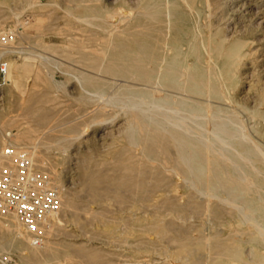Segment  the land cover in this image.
Instances as JSON below:
<instances>
[{
    "label": "rangeland",
    "instance_id": "rangeland-1",
    "mask_svg": "<svg viewBox=\"0 0 264 264\" xmlns=\"http://www.w3.org/2000/svg\"><path fill=\"white\" fill-rule=\"evenodd\" d=\"M152 1L0 0V39L9 40L4 46L9 53L0 46V61L10 64L0 100V151L7 144L30 148L38 166L61 185L62 195L59 218L39 248L31 246L30 238L13 240L7 231L12 218L0 216V253L13 254L19 264H226L238 247L254 246V235L264 246V105L247 95L255 94L247 90L248 83L258 77L257 54L250 50L264 46V27L248 14L247 0H211V12L198 4L202 13L183 0H175L180 10L160 0L157 8L164 15L145 19L141 12ZM234 40L247 44L235 45L242 55L226 66L230 55L224 50ZM218 45L223 54L212 51ZM18 50L25 51L21 59L12 53ZM134 100L179 106L185 115L189 109L202 117L195 121L200 125L188 122L205 140L213 138L216 123H225L236 136L223 153H218L220 144L214 152L186 145L193 149V165L198 163L187 169L175 135L147 126L137 115L141 111L132 107Z\"/></svg>",
    "mask_w": 264,
    "mask_h": 264
},
{
    "label": "bare ground",
    "instance_id": "bare-ground-1",
    "mask_svg": "<svg viewBox=\"0 0 264 264\" xmlns=\"http://www.w3.org/2000/svg\"><path fill=\"white\" fill-rule=\"evenodd\" d=\"M116 1V0H115ZM142 1V0H141ZM144 1V0H143ZM211 0H183V2L187 5H194V9H196V10H198V12H201V10L200 9H198V8H196L197 6H198V4H200V5H202V6H209L210 7V4H211V2H210ZM242 1H244V0H233V2H237V3H241ZM246 1V0H245ZM31 2V1H30ZM160 2V0H153L151 3H150V5H148V6H146V7H143V12H141L142 13V16L143 17H145V19L146 18H149V19H156V18H160V16H161V14H163L164 15V13H161L160 12V10H161V6L159 5L158 6V8H157V5H158V3ZM167 2V1H166ZM165 2V3H166ZM216 2V1H215ZM214 2V3H215ZM223 2V1H222ZM232 2V1H231ZM230 2V3H231ZM136 3V2H135ZM244 3V5L246 4L245 2H243ZM247 3L250 5V11L248 12V14L249 15H253L257 20H258V22H257V24H258V27H264V0H247ZM217 4V3H216ZM215 4V5H216ZM135 5V4H134ZM170 5H171V7H173V8H175V10H177V9H179L180 10V6L179 5H177L176 4V2H175V0L172 2V3H170V1L168 0V7H170ZM220 5V4H219ZM230 5H232V4H230ZM237 5V4H236ZM85 6V5H84ZM139 6V5H138ZM137 6V7H138ZM189 7V6H188ZM187 7V8H188ZM214 6H212V8H213ZM219 7V6H218ZM88 8V7H87ZM136 8V7H135ZM217 8V7H216ZM216 8H215V10H216ZM116 9V8H115ZM120 9V8H119ZM124 9V8H123ZM141 9V8H140ZM153 9V10H152ZM155 9V10H154ZM219 9V8H218ZM131 10H133V9H131ZM137 10V9H136ZM190 10H191V8H190ZM200 10V11H199ZM209 10H210V12H211V7L209 8ZM213 10V9H212ZM214 10V11H215ZM116 11V10H115ZM124 11V10H123ZM134 11V10H133ZM247 11V10H246ZM255 11V12H254ZM117 12V11H116ZM121 12V11H120ZM120 12H118V13H120ZM125 12H127L128 13V10L126 11L125 10ZM140 12V11H139ZM188 12V11H187ZM191 12V11H190ZM254 12V13H253ZM124 13V12H123ZM122 13V14H123ZM131 13H134V12H131ZM130 13V14H131ZM192 13V12H191ZM202 13V12H201ZM94 14V13H93ZM176 14V13H175ZM210 14V13H209ZM244 14V13H243ZM84 15V14H83ZM112 15V14H111ZM111 15H109V16H111ZM116 15V14H115ZM177 15V14H176ZM180 15V14H179ZM85 16V15H84ZM113 17H114V15H112ZM111 16V18H113ZM126 16V15H125ZM136 16V15H135ZM211 16V15H210ZM244 16V15H243ZM89 17V16H88ZM95 17V16H94ZM116 17V16H115ZM114 17V20L116 19ZM118 17V16H117ZM30 18V17H29ZM131 18H132V15H131ZM130 18V19H131ZM133 18H134V14H133ZM178 18V17H177ZM248 18V17H247ZM28 19V18H27ZM84 19V18H83ZM95 19V18H94ZM94 19H92V20H94ZM96 19H97V17H96ZM103 19V18H102ZM144 19V20H145ZM80 20V19H79ZM88 20H90V18H88ZM113 20V19H112ZM125 20V19H124ZM210 20V19H209ZM255 20V19H254ZM27 21V20H26ZM32 21V20H31ZM30 21V22H31ZM96 21V20H95ZM126 21H128L127 19H126ZM121 22V21H120ZM120 22H118V23H120ZM125 21H123V23H124ZM168 22V21H167ZM204 22V21H203ZM107 23V22H106ZM116 23V22H115ZM166 23V22H165ZM208 23V22H207ZM216 23V22H215ZM111 24V23H110ZM171 24V23H170ZM106 25H109V22L106 24ZM128 25V24H127ZM202 25V24H201ZM205 25V24H204ZM210 25V24H209ZM110 26V25H109ZM117 26V25H116ZM115 26V27H116ZM119 26V25H118ZM117 26V27H118ZM142 26H144V25H142ZM193 26V25H192ZM206 26V25H205ZM211 26V25H210ZM209 26V27H210ZM190 27V26H189ZM211 28H212V26H211ZM11 29V28H10ZM117 29V28H116ZM167 29V28H166ZM108 30V29H107ZM113 30V29H112ZM192 30V29H191ZM110 31V30H109ZM127 31V30H126ZM210 31H212V29L211 30H209V32L208 33H210ZM113 32V31H112ZM199 32V31H198ZM239 32V31H238ZM246 32V31H245ZM3 33V32H2ZM168 33V32H167ZM211 33H213V32H211ZM111 34V33H110ZM121 34V33H120ZM203 34V33H202ZM198 35V34H197ZM110 36V35H109ZM188 36V35H187ZM118 37H119V34H118ZM230 37V36H229ZM192 38V37H191ZM195 38V37H194ZM210 38V37H209ZM239 38V37H238ZM258 38V37H257ZM197 39V38H196ZM218 39V38H217ZM231 39V38H230ZM240 39V38H239ZM245 39V38H244ZM243 39V40H244ZM220 40V39H219ZM242 40V39H241ZM241 40H234L233 41V43H231L229 46H227V48H225V50H224V48L222 47V46H220V45H218V46H216V47H213L214 48V50H212V51H214V52H216V53H221L222 52V54H223V52L225 51V54L227 55H230V57H229V59L228 60H225L226 62L224 63V65H226V66H231V65H233L235 62H236V60H238V59H240V57H241V51H240V48L238 47H235V45L238 43V42H243L244 43V41H241ZM249 40V39H248ZM261 40V39H260ZM259 40V41H260ZM199 41V40H198ZM209 41H210V39H209ZM257 41V40H256ZM255 41V42H256ZM137 42V41H136ZM223 42V41H222ZM258 42V41H257ZM261 42H264V38L261 40ZM15 43V42H14ZM117 44V43H116ZM201 44H202V40H201ZM222 44V43H221ZM244 44H247L246 43V41H245V43ZM213 45V44H212ZM113 46V45H112ZM197 46V45H196ZM249 46V45H248ZM253 46H255V45H253ZM12 47V46H11ZM20 47V46H19ZM252 47V46H251ZM21 48H22V46H21ZM24 48V47H23ZM202 48V47H201ZM209 48V47H208ZM192 50V49H191ZM224 50V51H223ZM248 50H249V48H248ZM0 51H3V50H0ZM240 51V52H239ZM250 51H252L253 52V54H257V58H256V64H257V74H258V77H254V78H257L256 79V81H254L253 82V80L251 81V82H249L248 83V91H250V90H253L254 92H255V94H252V93H250V94H248L247 93V95H248V98H249V100H252L253 102L254 101H258L259 103H258V105H260V103L261 102H263V105H264V46L263 45H257V46H255V47H253V49L252 50H250ZM249 51V52H250ZM5 53L6 52H8L9 53V50H5L4 51ZM13 54H15V57L16 58H23L22 57V55H24L25 54V51H23V50H18V51H13L12 52ZM26 53H27V51H26ZM108 53V52H107ZM136 53V52H135ZM28 54V53H27ZM138 54H139V52H138ZM99 55L101 56L102 54H100L99 53ZM196 55V54H195ZM198 55V54H197ZM207 55H208V53H207ZM249 55V54H248ZM251 55V54H250ZM11 56V55H10ZM41 56V55H40ZM99 56V57H100ZM132 56V55H131ZM200 56V55H199ZM256 56V55H255ZM43 57V56H42ZM134 57V56H133ZM150 57V56H149ZM198 57V56H197ZM209 57V56H208ZM249 56H247V58H248ZM252 57V56H251ZM20 58V59H21ZM102 58H103V56H102ZM106 58V57H105ZM135 58V57H134ZM139 58V57H138ZM137 58V59H138ZM219 58H220V55H219ZM198 59V58H197ZM252 59H254V57H252ZM2 60V59H1ZM102 60H104L105 61V59H102ZM141 59H139V61H140ZM148 60V59H147ZM150 60V59H149ZM148 60V61H149ZM159 60V59H158ZM200 60V59H199ZM210 60V59H209ZM208 60V61H209ZM129 61V60H128ZM139 61L137 62L136 60H134L133 62H137V63H139ZM157 61V60H156ZM27 62V61H26ZM103 62V61H102ZM141 62V61H140ZM146 62V61H145ZM122 63V62H121ZM142 63V62H141ZM22 64V63H21ZM28 64V66H29V63H27ZM132 64V63H131ZM215 64V63H214ZM117 65V64H116ZM120 66H121V64H119ZM126 65V64H125ZM134 65V64H133ZM132 65V67H134ZM140 65V64H139ZM147 65V64H146ZM150 65V64H149ZM155 65V64H154ZM213 65V64H212ZM122 66H124V65H122ZM127 66V65H126ZM130 66V65H129ZM140 66H143V65H140ZM139 66V67H140ZM151 66V65H150ZM208 66H210V65H208ZM207 66V67H208ZM236 66H237V64H236ZM9 67H10V64H9V62H8V69H9ZM114 67V66H113ZM118 67V66H117ZM128 67V66H127ZM127 67H125V70H127L126 68ZM136 67H137V64H136ZM200 67H203V66H200ZM206 67V68H207ZM147 68V67H146ZM171 68V67H170ZM205 68V67H204ZM203 68V69H204ZM205 68V69H206ZM212 68H215L214 66L212 67ZM19 69V68H18ZM26 69V68H25ZM159 69H161L160 67H159ZM158 69V70H159ZM124 70V69H123ZM157 70V69H156ZM115 71H117V70H115ZM121 71V70H120ZM151 71V70H150ZM179 70L178 69H176V72H178ZM208 71V70H207ZM214 71H215V69H214ZM236 71H238V69H236ZM157 72V71H156ZM172 72H175V70L173 71V69H172ZM175 72V73H176ZM181 72V71H180ZM150 72H148V74H149ZM152 73H153V71H152ZM166 73H168V72H166ZM175 73H174V75H175ZM183 73V72H182ZM131 74V73H130ZM134 75L133 76H135V73H133ZM177 75H179L178 73H176ZM197 74V73H196ZM129 75V74H128ZM132 75V74H131ZM182 75H184V73L182 74ZM187 75L189 76H191V72H190V74H189V72H188V74H186V77H187ZM192 75H193V73H192ZM234 75H235V73H234ZM236 75H237V73H236ZM173 76V75H172ZM231 76V75H230ZM229 76V77H230ZM245 76H247V75H245ZM251 76V75H250ZM137 77V76H136ZM139 77H141L140 76V73H139ZM138 77V78H139ZM143 77V76H142ZM141 77V78H142ZM195 76H192V78H194ZM200 77V76H199ZM217 77H219V75L217 76ZM221 77V76H220ZM21 78V77H20ZM144 78V77H143ZM177 78V77H176ZM188 78V80L193 84V82L195 81L196 82V80H193V82L190 80V78L189 77H187ZM201 78V77H200ZM179 79V78H178ZM186 79V78H185ZM184 79V81H186ZM204 78H203V76H202V78H201V80H203ZM219 79V78H218ZM144 80V79H143ZM147 80H149L148 78H147ZM153 80V79H152ZM205 80V79H204ZM209 80V79H208ZM245 80V79H244ZM199 81V80H198ZM206 81V80H205ZM204 81V82H205ZM249 81V80H248ZM247 81V82H248ZM11 82V81H10ZM14 82L15 83H17L15 80H14ZM135 82V81H134ZM151 82V81H150ZM173 82L174 83H176V81H174L173 80ZM177 82H179V81H177ZM182 82V81H181ZM224 82V81H223ZM14 83V84H15ZM163 83H165V82H162V84ZM168 83V82H167ZM190 83V84H191ZM202 83V82H201ZM150 84V83H149ZM156 84V83H155ZM155 84H153V86H155V88H156V85ZM169 84H171V82L169 83ZM169 84H168V86H169ZM173 84V83H172ZM188 84V82L186 83V85ZM191 84V85H192ZM195 84V85H194ZM193 85L194 86H197V84L196 83H194ZM206 84V83H205ZM223 84V83H222ZM17 85V84H16ZM148 85V84H147ZM150 85H152V84H150ZM159 85V84H158ZM167 84H165V86H166ZM182 85V84H181ZM192 85V86H193ZM202 85V84H201ZM149 86V85H148ZM152 86V87H153ZM164 86V85H163ZM174 86H176L177 87V85H174ZM178 86H180V85H178ZM204 86V85H203ZM206 86V85H205ZM212 86H214V85H212V84H210V88H212ZM133 87V86H132ZM158 87V86H157ZM183 87H184V84H183ZM186 87V86H185ZM207 87H209V86H207ZM206 87V88H207ZM149 88H151V86L149 87ZM160 88V87H159ZM171 88H173V85L171 86ZM181 88V87H180ZM189 88V87H188ZM196 88V87H195ZM194 88V89H195ZM198 88V87H197ZM196 88V89H197ZM206 88H204V89H206ZM216 88V87H215ZM214 87L212 88V89H215ZM142 89V88H141ZM174 89H176V88H174ZM178 89H179V87H178ZM199 89H201L200 87H199ZM204 89H203V87H202V91H204ZM207 89H209V88H207ZM217 89V88H216ZM215 89V90H216ZM139 90V89H138ZM151 90H152V88H151ZM180 90V89H179ZM184 90V89H183ZM215 90H213L212 91V94H213V92L214 93H216L215 92ZM224 90V89H223ZM142 91V90H141ZM145 91V90H144ZM188 91H190V90H188ZM207 91V90H206ZM149 92V91H148ZM153 92V90L151 91V93ZM199 92V91H198ZM219 92V91H218ZM253 92V93H254ZM200 93H202V92H200ZM205 93V92H204ZM208 93H209V90H208ZM223 93V92H222ZM160 94V93H159ZM158 94V95H159ZM175 94V93H174ZM180 94V93H179ZM207 94V93H206ZM217 94V93H216ZM220 94V93H219ZM140 95V94H139ZM149 95V94H148ZM152 95H153V93H152ZM155 95V94H154ZM156 95H157V93H156ZM157 95V96H158ZM162 95V94H161ZM165 95V94H164ZM177 95H178V93H177ZM185 95H187V94H185ZM203 95V94H202ZM221 95V94H220ZM224 95V94H223ZM135 96V95H134ZM150 96H151V94H150ZM178 96H180V95H178ZM210 96V95H209ZM228 96V95H227ZM176 97V96H175ZM195 97V96H194ZM247 97V96H246ZM159 98H160V96H159ZM162 98V97H161ZM182 98V97H181ZM184 98V97H183ZM247 98V99H248ZM136 99V98H135ZM138 99V98H137ZM141 99V98H140ZM143 99V98H142ZM145 99H147V98H145ZM156 99H158V98H155V100ZM169 99V98H168ZM175 99V98H174ZM179 98H177V100H178ZM185 99H187V98H185ZM188 99H190V98H188ZM195 99V98H194ZM228 99V98H227ZM150 100V99H149ZM153 100V99H152ZM166 100V99H165ZM172 100V99H171ZM225 100H226V97H225ZM147 101V100H146ZM161 101H164V100H161ZM194 101V100H193ZM198 101H200V100H197V101H195V102H198ZM205 101V100H204ZM153 102V101H152ZM177 102V101H176ZM182 102V101H181ZM180 102V103H181ZM222 102V101H221ZM178 103V102H177ZM182 103H184V102H182ZM257 103V102H256ZM171 104V103H170ZM179 104V103H178ZM197 104V103H196ZM198 104H199V102H198ZM203 105V102L201 101L200 102V105ZM215 104V103H214ZM199 105V106H200ZM219 105V104H218ZM257 104H255V106H256ZM262 105V104H261ZM260 105V106H261ZM177 106V105H176ZM185 106V105H184ZM188 106H189V104H188ZM132 107H134L135 109H137V110H140L141 111V113H139V114H137L138 116H140L143 120H144V122L145 121H147V122H145L146 124L147 123H149V124H151V125H154L156 128H158V129H160V130H165V131H161V132H166L167 130H169V131H171L175 136H174V138L177 140V143H179V146H180V151H181V154H180V152H177L178 154H179V156L182 158V160L185 162H183L184 164H186V167H187V169H188V166L191 168V169H193L192 168V166H195V164H198V163H195L194 165H193V163L194 162H196V161H194V158H193V156H192V154H190L189 152H191V153H193L192 151H193V149H191L190 148V150H188V148H187V146L189 147V146H191V144H193V145H195V146H197V147H201V148H205L206 150H208V152H214L216 149H217V147H216V145L218 144H220L221 145V148H218L217 150L219 151H217L218 153H223L224 151H228L227 150V147H229L230 145H231V141H232V139H233V137H235L236 135H235V133H233L232 131L230 132V130H229V128L227 127V125L225 124V123H216L215 124V126H214V128H213V138L210 140V141H208L207 139L205 140V138H204V136H203V133H198V132H195L196 130L195 129H193V127H191L190 125H191V123H190V125H189V122L188 121H190V122H192V121H194V124L196 123L195 121H196V118H202V117H195V115L193 116V115H191V113L189 112V109L187 110L188 111V115H185L186 113V110H181L180 108H179V106H178V108H174V107H172V105H168L167 103H155V104H149V103H146L145 101H143V100H134L133 101V103H132ZM187 108V107H186ZM260 109V108H259ZM195 110H196V108H195ZM183 111H185V112H183ZM193 111V110H192ZM209 111V110H208ZM210 112V111H209ZM208 112V113H209ZM213 112V111H212ZM185 113V114H184ZM216 113V112H215ZM260 114H261V112H260ZM212 115V114H211ZM262 116V115H261ZM137 116H135V118H136ZM194 117V118H193ZM208 117H209V115H208ZM260 117V116H259ZM138 118V117H137ZM141 118H138V119H140L141 121H142V119ZM205 118V116L203 117V119ZM194 119V120H193ZM206 119V118H205ZM227 119H229V118H227ZM262 119V118H261ZM201 120V119H200ZM233 120V119H232ZM209 121V120H208ZM207 121V123H209ZM227 121V120H226ZM229 121V120H228ZM143 122V121H142ZM216 122V121H215ZM224 122V121H223ZM140 123V122H139ZM198 124H199V122H197ZM196 123V124H197ZM201 125H203V123H206V122H202V120H201ZM135 124V123H134ZM146 124H144L145 126H146ZM210 124V123H209ZM141 125V124H140ZM144 125H142V126H144ZM200 125V124H199ZM205 125V124H204ZM200 126V127H205V126ZM144 126V127H145ZM147 126H148V124H147ZM150 126V125H149ZM118 127V126H117ZM133 127V126H132ZM131 127V128H132ZM137 127V126H136ZM136 127H134V128H136ZM141 127V126H140ZM144 127H142V128H144ZM151 127V126H150ZM197 127V126H196ZM142 128H140V129H142ZM156 128H154V129H152V130H155ZM206 128V127H205ZM205 128H203V129H205ZM146 128H144V129H142V132H143V130H145ZM150 130H149V132L150 131H152L151 130V128H149ZM197 129V128H196ZM209 129V128H208ZM207 129V130H208ZM133 130V129H132ZM134 130H138V129H134ZM201 130V129H200ZM199 130V131H200ZM210 130V129H209ZM233 130H235V129H233ZM236 130H238V129H236ZM242 130V129H241ZM141 131V130H140ZM158 131V130H157ZM134 132V131H133ZM132 132V136H134V133ZM160 132V133H161ZM206 132V131H205ZM137 133H138V131H137ZM152 133H156L157 134V132L156 131H152ZM162 133V134H163ZM168 133V132H167ZM170 133V132H169ZM169 133H168V136H169ZM241 133V132H240ZM150 134V133H149ZM155 134V135H156ZM196 134V135H195ZM208 134H209V131H208ZM148 135V134H147ZM147 135H146V137H147ZM151 135V134H150ZM235 135V136H234ZM242 135H243V132H242ZM157 136V135H156ZM159 136H161V134L159 135ZM172 136V135H171ZM170 136V137H171ZM239 136H240V134H239ZM150 137V136H149ZM153 136H151V138H152ZM158 137V136H157ZM211 137V136H210ZM242 137V136H241ZM246 137L247 136H245V138H243V139H245L246 141H248L247 139H246ZM132 138V137H131ZM148 138V137H147ZM146 138V139H147ZM162 138H164V134L162 135ZM207 138H209V137H207ZM248 138V137H247ZM133 139V138H132ZM139 138H137V140H138ZM149 139V138H148ZM147 139V140H148ZM159 139V138H158ZM169 139H172V137L171 138H169ZM154 140H156V139H154ZM160 140V139H159ZM162 141H164L163 139H161ZM235 140V139H234ZM133 141V143H134V139L132 140ZM149 141H150V139H149ZM161 141V142H162ZM173 141V140H172ZM172 141L170 142V143H172ZM240 141H242L241 140V138H240ZM154 142V141H153ZM166 142H167V140H166ZM175 142V141H174ZM235 142V141H234ZM156 143V142H155ZM154 143V144H155ZM159 143V142H158ZM163 143H165V142H163ZM169 143V144H170ZM177 143H176V145H177ZM233 143V142H232ZM161 144V143H160ZM166 144V143H165ZM240 144V143H239ZM187 145V146H186ZM219 145V146H220ZM235 146V145H234ZM178 147V146H177ZM237 147V146H236ZM235 147V148H236ZM162 148V147H161ZM179 148V147H178ZM237 149V148H236ZM235 149V150H236ZM246 149V148H245ZM178 150V151H179ZM192 150V151H191ZM203 150V149H202ZM248 150H249V148H248ZM229 151H230V149H229ZM237 151V150H236ZM244 151H247V150H243V152ZM256 151V150H255ZM161 152H162V150H161ZM233 152V151H232ZM238 152H241L240 151V149H239V151ZM199 153V152H198ZM204 153V152H203ZM231 153V152H230ZM247 153V152H246ZM228 154V153H227ZM233 154V153H232ZM245 154V153H244ZM261 155H262V153H260ZM220 155V154H219ZM221 155H225V154H221ZM236 155V154H235ZM245 155H248V154H245ZM244 155V156H245ZM259 155V154H258ZM196 156V155H195ZM205 156V155H204ZM203 157V156H202ZM225 157H227L226 155H225ZM229 157H232V156H229ZM239 157V156H238ZM247 157V156H246ZM263 157V156H262ZM222 158V157H221ZM248 158V157H247ZM196 159V158H195ZM226 159H228V157L226 158ZM226 159H225V161H226ZM199 159L197 158V161H198ZM230 160V159H229ZM224 161V162H225ZM245 161V160H244ZM223 162V163H224ZM206 163H210L209 162V158H207L206 159ZM230 163V162H229ZM225 164H226V162H225ZM224 164V165H225ZM188 165V166H187ZM232 165H233V163H232ZM199 166H201V165H199ZM216 166V165H215ZM247 166H248V164H247ZM218 167V166H217ZM224 167V166H223ZM243 167V166H242ZM219 168V167H218ZM235 168V167H234ZM166 169V168H165ZM191 169H189L188 171H191ZM207 169V168H206ZM220 169V168H219ZM194 170V169H193ZM203 170V171H202ZM202 170L200 171V172H202V174H203V172H204V169L202 168ZM213 170V169H212ZM213 171H215V170H213ZM212 171V172H213ZM199 172V173H200ZM245 172V171H244ZM250 172V171H249ZM191 173L192 172H190V175H191ZM199 173H196V175H199ZM205 173H206V171H205ZM204 173V174H205ZM203 174V175H204ZM219 174V173H218ZM228 174V173H227ZM242 174V173H241ZM176 175V174H175ZM201 175V174H200ZM203 175H202V177H203ZM220 175V174H219ZM251 175V174H250ZM253 175V174H252ZM154 176V175H153ZM218 176V175H217ZM222 176V175H221ZM220 176V177H221ZM230 177H231V175H229ZM201 177V178H202ZM205 177H206V174H205ZM216 177V176H215ZM222 177H224V176H222ZM229 177V178H230ZM256 177V176H255ZM211 178V177H210ZM219 179V176L218 177H216V179ZM251 178V177H250ZM233 180H234V178H232ZM236 179V178H235ZM246 179V178H245ZM254 179V178H253ZM207 180V179H206ZM210 180V179H209ZM222 179H220V182H222V183H224V182H226V180L223 182V181H221ZM230 180V179H229ZM243 180V179H242ZM210 182H211V184H208V186L209 185H211V186H209L208 188H210V187H213L212 186V181L210 180ZM209 182V183H210ZM219 182V181H218ZM227 182H229V181H227ZM236 182L237 181H235V182H233V183H235L236 184ZM247 182V181H246ZM232 183V181L230 182V185H234V184H231ZM249 183V182H248ZM148 184V183H147ZM238 185V187H239V184H240V186H241V184L242 183H240V182H238L237 183ZM243 185V184H242ZM244 186V185H243ZM249 186V185H248ZM58 187H59V189H61V185H58ZM245 187V186H244ZM244 187H239V188H241L242 190L244 189ZM234 189V188H233ZM232 189V190H233ZM235 189H236V187H235ZM240 189V190H241ZM247 189V188H246ZM211 190H212V188H211ZM63 191V190H62ZM236 191V190H235ZM61 192V191H60ZM147 192H148V190H147ZM149 193V192H148ZM117 194V193H116ZM61 197H62V195H61ZM169 198V197H168ZM167 198V199H168ZM171 198V197H170ZM159 200V199H158ZM161 200V199H160ZM134 202H136V200H134ZM179 202V201H178ZM160 205V204H159ZM166 206V205H165ZM263 207V206H262ZM240 210V209H239ZM257 210V209H256ZM137 211V210H136ZM251 212V213H253V211H251L250 209L248 210V212ZM255 211V210H254ZM138 212V211H137ZM175 214V213H174ZM244 215H245V213H244ZM252 216H254L253 214H252ZM259 216V215H258ZM133 217V216H132ZM263 217V216H262ZM12 218V221L10 222H8L9 224H8V233H10L11 234V236H13V240H15V241H17V242H19V243H21V242H23V239H29V237H28V235H25V233L23 232V231H25V230H23L24 228H23V226L20 224V222L18 221V219H16L15 217H11ZM159 219V218H158ZM264 219V218H263ZM136 219H134V221H135ZM160 220V219H159ZM132 221V220H131ZM138 221H140V220H138ZM155 221V220H154ZM156 222H157V220H156ZM255 222V221H254ZM134 223V222H133ZM155 223V222H154ZM153 223V224H154ZM262 223H264V222H262ZM261 223V224H262ZM152 224V225H153ZM156 224V223H155ZM159 225H161L160 223H159ZM159 225L158 224H156V226H158L159 227ZM256 224H254V226H255ZM154 226V225H153ZM262 225H259V226H257L256 225V228H259V227H261ZM144 229V228H143ZM261 229V228H260ZM240 230V229H239ZM142 230H139V232H141ZM257 231V230H256ZM258 231H259V229H258ZM143 232V231H142ZM164 232V231H163ZM250 232V231H249ZM260 232H262L261 230L259 231V233ZM159 234H161V233H159ZM165 234V233H164ZM255 234H256V232H255ZM235 235V234H234ZM250 236H249V239H250V237L253 235L252 233L251 234H249ZM165 236V235H164ZM264 236V235H263ZM216 237V236H215ZM217 237H219L218 235H217ZM208 239V238H207ZM162 240V239H161ZM231 240V239H230ZM229 240V241H230ZM253 241L254 242V246L252 247V248H249V250L245 247V246H241V247H238V249H235L236 251H234V253H232V254H230V255H232L231 257H230V259H229V261L228 262H226V264H235V263H233L234 261H240V263L241 264H264V253L261 251V249H262V246H263V242H262V239L261 238H259L258 236H252L251 237V239H250V241ZM144 241V240H143ZM187 241V240H186ZM204 241V240H203ZM200 242V241H199ZM234 243H235V241H233ZM228 243V242H227ZM236 244H238V243H236ZM187 245H189V243L187 244ZM212 245V244H211ZM222 245V244H221ZM233 245H235V244H233ZM239 245V244H238ZM236 246V245H235ZM182 247V246H181ZM202 247V246H201ZM237 247V246H236ZM264 247V246H263ZM186 249H188V248H186ZM51 250V249H50ZM189 250V249H188ZM215 250V249H214ZM167 251V250H166ZM178 251H180V250H178ZM185 252H186V254L188 253L186 250H184ZM216 251V250H215ZM264 251V250H263ZM214 252V251H213ZM217 252V251H216ZM247 252V253H246ZM251 252L253 253V258L251 259V260H248L249 259V257H248V259H247V257H246V254H248L249 253V255L248 256H250V254H251ZM183 253V252H182ZM193 253V252H192ZM219 253V252H218ZM181 254V253H180ZM180 254H179V256H180ZM225 254V253H224ZM177 256H178V253H177ZM222 256V255H221ZM223 256H225V255H223ZM251 256H252V254H251ZM198 257V256H197ZM225 257H227V256H225ZM216 258V257H215ZM214 258V259H215ZM216 260V259H215Z\"/></svg>",
    "mask_w": 264,
    "mask_h": 264
},
{
    "label": "built area",
    "instance_id": "built-area-1",
    "mask_svg": "<svg viewBox=\"0 0 264 264\" xmlns=\"http://www.w3.org/2000/svg\"><path fill=\"white\" fill-rule=\"evenodd\" d=\"M8 37L0 39L3 50ZM5 46V47H4ZM8 62L0 61V100L7 83ZM11 132L6 134L11 139ZM62 210V197L54 178L38 166L30 148L7 144L0 151V216L15 217L30 238L41 247L52 234ZM0 264H19L11 253H0Z\"/></svg>",
    "mask_w": 264,
    "mask_h": 264
}]
</instances>
